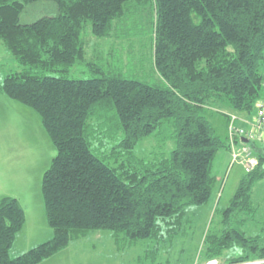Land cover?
Segmentation results:
<instances>
[{
	"label": "trees",
	"instance_id": "1",
	"mask_svg": "<svg viewBox=\"0 0 264 264\" xmlns=\"http://www.w3.org/2000/svg\"><path fill=\"white\" fill-rule=\"evenodd\" d=\"M36 1L0 0V41L21 66L3 76L0 92L39 113L56 148L41 180L52 235L11 256L25 214L17 198L1 197L0 264H38L91 230L173 239L187 208L212 194V160L230 152L207 108L226 100L251 113L264 94V0H42L55 12L21 22ZM133 5L150 10L153 81L87 57V24L107 37ZM82 67L98 75H71ZM146 137L159 152L140 156ZM247 143L258 163L220 210L218 228L205 233L204 260L264 264V232L245 230L253 187L264 179V136Z\"/></svg>",
	"mask_w": 264,
	"mask_h": 264
},
{
	"label": "rangeland",
	"instance_id": "2",
	"mask_svg": "<svg viewBox=\"0 0 264 264\" xmlns=\"http://www.w3.org/2000/svg\"><path fill=\"white\" fill-rule=\"evenodd\" d=\"M55 10L53 2H32L25 6L20 21L31 22ZM126 27L131 29L129 35L125 34ZM150 28L149 8L136 5L118 22L116 32L107 37L93 35L87 24L83 34L87 57L96 59L105 68L113 61L122 64L124 70L134 77L156 80ZM20 67L0 41V80L7 72ZM70 73L79 77L98 75L83 67ZM262 73L264 75V63ZM262 98L264 94L259 97ZM206 114L215 133L223 139H227L225 136L231 114L237 117L236 124L256 132L253 123H243V118L247 116L254 121L258 117L257 108L251 113L236 111L224 100L209 106ZM262 132L264 121L256 133L260 135ZM258 143L257 140L255 145ZM157 145L154 138L146 137L138 143L135 152L140 156H149L151 151L159 152ZM221 153L226 154V151L220 150L217 155ZM55 154L56 148L43 127L40 114L0 93V198H17L25 214L24 224L12 243L11 256L27 251L52 235V228L45 219L41 180ZM218 156L212 160L211 171L217 175L210 198L202 205L187 208L188 215L173 239L167 240L165 236L160 241L151 238L130 241L122 233L116 237L111 230H91L85 236L70 241L67 246L70 245L69 252L72 251L69 257L65 254L67 248H64L42 264H221L220 259L211 262V259L202 258L203 239L208 229L218 228L219 212L228 205L244 167L240 160L232 161L231 154L229 158L224 157L222 162L218 161ZM252 203L255 214L246 222L245 230L249 234L264 232V179L253 187Z\"/></svg>",
	"mask_w": 264,
	"mask_h": 264
},
{
	"label": "built area",
	"instance_id": "3",
	"mask_svg": "<svg viewBox=\"0 0 264 264\" xmlns=\"http://www.w3.org/2000/svg\"><path fill=\"white\" fill-rule=\"evenodd\" d=\"M256 108L258 117H256L254 121H250L248 119L245 123H253V127H255L257 132L262 128L264 121V98L258 100ZM236 119L237 117L231 114L228 123L227 141L230 145L231 158L232 161L240 160L243 164L244 172H250L257 165L258 158L255 155L252 146L249 143L242 141L241 138L243 136H247L252 139L261 138L264 136V132L257 135L256 132L253 133L252 131H248L241 125L236 124ZM211 262H213V259H211Z\"/></svg>",
	"mask_w": 264,
	"mask_h": 264
},
{
	"label": "crops",
	"instance_id": "4",
	"mask_svg": "<svg viewBox=\"0 0 264 264\" xmlns=\"http://www.w3.org/2000/svg\"><path fill=\"white\" fill-rule=\"evenodd\" d=\"M1 93V92H0ZM2 94V93H1ZM6 96V95H5ZM238 115V114H237ZM241 115V114H240ZM245 116V115H244ZM244 120H243V123L244 122H246L247 120H248V117L246 116L245 118H243ZM228 134V133H227ZM227 134H226V136H225V138L227 137ZM223 151H226V154H223V153H221V154H219V156L218 155H216V156H218V157H216V158H218V161H220V162H222L223 161V159H224V157H227V158H229V156H230V152H229V150H223ZM219 153V152H218ZM217 153V154H218ZM216 167H217V165H216ZM214 174V173H213ZM215 175V174H214ZM217 175V174H216ZM216 175H215V177H216ZM83 237V236H82ZM78 238H76V240H77ZM73 240H75V239H73ZM67 248V247H66ZM65 248V249H66ZM70 248V245H69V247L66 249V251H65V254L69 257L70 255H71V252H69V249ZM57 254H59V253H57ZM54 256V255H53ZM53 256H51L50 258H52ZM55 256H57V255H55ZM49 259V258H48ZM48 259H45V261L43 260V261H41V262H39L38 264H42L43 262H46Z\"/></svg>",
	"mask_w": 264,
	"mask_h": 264
},
{
	"label": "water",
	"instance_id": "5",
	"mask_svg": "<svg viewBox=\"0 0 264 264\" xmlns=\"http://www.w3.org/2000/svg\"><path fill=\"white\" fill-rule=\"evenodd\" d=\"M241 140L244 141V142H247L248 141V139L247 138H244V137H242Z\"/></svg>",
	"mask_w": 264,
	"mask_h": 264
}]
</instances>
